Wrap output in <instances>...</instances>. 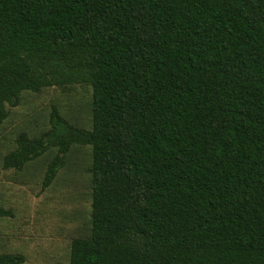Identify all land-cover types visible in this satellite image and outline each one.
<instances>
[{
    "label": "trees",
    "instance_id": "1",
    "mask_svg": "<svg viewBox=\"0 0 264 264\" xmlns=\"http://www.w3.org/2000/svg\"><path fill=\"white\" fill-rule=\"evenodd\" d=\"M76 84L92 127L55 107L4 159L57 148L47 187L91 147L69 264H264V0H0V125L23 92Z\"/></svg>",
    "mask_w": 264,
    "mask_h": 264
},
{
    "label": "rangeland",
    "instance_id": "2",
    "mask_svg": "<svg viewBox=\"0 0 264 264\" xmlns=\"http://www.w3.org/2000/svg\"><path fill=\"white\" fill-rule=\"evenodd\" d=\"M92 88L76 84L23 92L18 106L6 105L0 125V253L23 254L22 264H69L71 241L91 231L92 183L89 145H74L52 183L44 187L57 148L28 161L22 169L5 167V157L25 134L29 139L48 132L56 107L72 125L92 127Z\"/></svg>",
    "mask_w": 264,
    "mask_h": 264
}]
</instances>
